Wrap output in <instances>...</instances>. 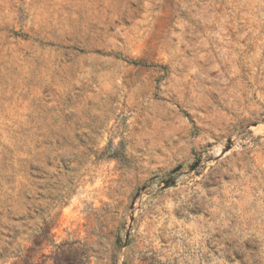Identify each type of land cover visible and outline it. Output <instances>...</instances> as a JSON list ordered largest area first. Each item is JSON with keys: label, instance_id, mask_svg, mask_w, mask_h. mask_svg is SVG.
Here are the masks:
<instances>
[{"label": "rangeland", "instance_id": "374dc122", "mask_svg": "<svg viewBox=\"0 0 264 264\" xmlns=\"http://www.w3.org/2000/svg\"><path fill=\"white\" fill-rule=\"evenodd\" d=\"M0 264H264V0H0Z\"/></svg>", "mask_w": 264, "mask_h": 264}]
</instances>
